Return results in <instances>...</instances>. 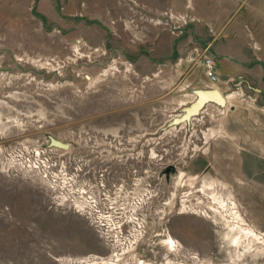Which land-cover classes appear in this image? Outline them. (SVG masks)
<instances>
[{"label": "rangeland", "instance_id": "rangeland-1", "mask_svg": "<svg viewBox=\"0 0 264 264\" xmlns=\"http://www.w3.org/2000/svg\"><path fill=\"white\" fill-rule=\"evenodd\" d=\"M0 264H264V0H0Z\"/></svg>", "mask_w": 264, "mask_h": 264}, {"label": "water", "instance_id": "water-1", "mask_svg": "<svg viewBox=\"0 0 264 264\" xmlns=\"http://www.w3.org/2000/svg\"><path fill=\"white\" fill-rule=\"evenodd\" d=\"M208 104H214L223 108L226 104V97L215 89L196 91L193 102L182 110V114L179 117L172 119L169 126H176L190 122V120L195 118ZM53 144L60 148L67 149V145L58 142H53Z\"/></svg>", "mask_w": 264, "mask_h": 264}, {"label": "built area", "instance_id": "built-area-1", "mask_svg": "<svg viewBox=\"0 0 264 264\" xmlns=\"http://www.w3.org/2000/svg\"><path fill=\"white\" fill-rule=\"evenodd\" d=\"M203 63H204L205 72H206L207 77L209 79H211L212 81H215L216 77H215V73H214L212 60L205 59Z\"/></svg>", "mask_w": 264, "mask_h": 264}]
</instances>
